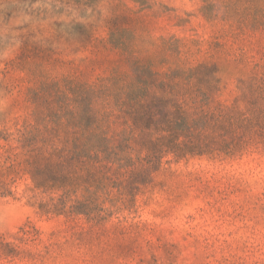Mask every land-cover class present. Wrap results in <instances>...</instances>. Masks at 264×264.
Here are the masks:
<instances>
[{"label":"rangeland","instance_id":"rangeland-1","mask_svg":"<svg viewBox=\"0 0 264 264\" xmlns=\"http://www.w3.org/2000/svg\"><path fill=\"white\" fill-rule=\"evenodd\" d=\"M136 60L176 78L196 148L132 184L37 187L18 133L48 157L76 131L33 93ZM0 264H264V0H0Z\"/></svg>","mask_w":264,"mask_h":264},{"label":"trees","instance_id":"trees-1","mask_svg":"<svg viewBox=\"0 0 264 264\" xmlns=\"http://www.w3.org/2000/svg\"><path fill=\"white\" fill-rule=\"evenodd\" d=\"M199 68L180 71L179 79L185 74L194 77ZM175 79L160 77L148 62L136 60L131 77L113 76L94 84L73 79L43 84L33 93L35 104L59 105L76 138L70 141L71 149L52 148L47 157L46 142L40 133H18L15 141L25 150L23 162L33 183L39 188L45 184H78L83 173L96 184H122L124 177L132 184L133 179L157 170L163 149L181 152L196 148L192 146L194 131L189 125L192 118L173 91L178 86ZM115 127H122V132L116 134ZM150 131L165 135L153 136ZM47 173L60 182H51ZM61 201L58 204L65 207Z\"/></svg>","mask_w":264,"mask_h":264}]
</instances>
